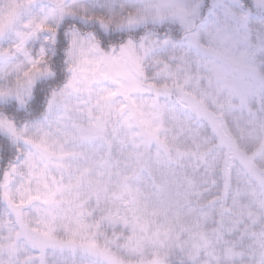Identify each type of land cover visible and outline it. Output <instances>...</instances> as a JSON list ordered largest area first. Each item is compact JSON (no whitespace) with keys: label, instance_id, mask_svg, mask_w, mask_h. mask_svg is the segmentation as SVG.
<instances>
[{"label":"clouds","instance_id":"1","mask_svg":"<svg viewBox=\"0 0 264 264\" xmlns=\"http://www.w3.org/2000/svg\"><path fill=\"white\" fill-rule=\"evenodd\" d=\"M0 264H264V0H0Z\"/></svg>","mask_w":264,"mask_h":264}]
</instances>
